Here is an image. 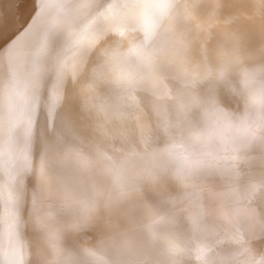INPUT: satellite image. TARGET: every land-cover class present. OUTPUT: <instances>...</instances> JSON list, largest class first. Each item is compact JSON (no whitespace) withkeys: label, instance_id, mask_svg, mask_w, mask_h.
Listing matches in <instances>:
<instances>
[{"label":"bare ground","instance_id":"6f19581e","mask_svg":"<svg viewBox=\"0 0 264 264\" xmlns=\"http://www.w3.org/2000/svg\"><path fill=\"white\" fill-rule=\"evenodd\" d=\"M0 264H264V0H0Z\"/></svg>","mask_w":264,"mask_h":264}]
</instances>
